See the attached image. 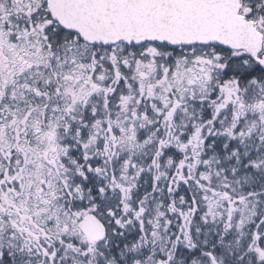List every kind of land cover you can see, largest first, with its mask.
I'll return each mask as SVG.
<instances>
[{
  "label": "snow or ice",
  "instance_id": "snow-or-ice-1",
  "mask_svg": "<svg viewBox=\"0 0 264 264\" xmlns=\"http://www.w3.org/2000/svg\"><path fill=\"white\" fill-rule=\"evenodd\" d=\"M0 264H264V0H0Z\"/></svg>",
  "mask_w": 264,
  "mask_h": 264
}]
</instances>
